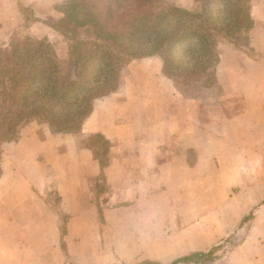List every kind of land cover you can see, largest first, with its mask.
<instances>
[{"label": "rangeland", "instance_id": "obj_1", "mask_svg": "<svg viewBox=\"0 0 264 264\" xmlns=\"http://www.w3.org/2000/svg\"><path fill=\"white\" fill-rule=\"evenodd\" d=\"M91 1L96 5L90 4V0H0V74H34L33 69L36 67L39 72L42 71L40 74H47L45 69L49 71L52 64L45 56L52 55L56 57L60 71L72 68L73 80H81L79 72L82 69L79 64L71 66L69 62L72 46L89 51L95 49L96 45L109 44L110 40L99 34L100 27L93 19L87 20L82 15L69 16L77 8H88L91 12H96V8L104 10L102 18L105 21L108 19V30L132 34L133 41L139 44L148 41L153 32L143 35L145 23L140 21L132 24L127 15L131 18L141 16L147 20L169 15L160 24L167 29L185 20L184 13L171 12L172 8L203 13L206 5L212 3L213 6L217 2L111 0L109 8V0ZM250 4L253 31L248 38L241 36L233 40H217L215 50L218 59L210 68L203 69L196 55L198 53L193 55L194 51L187 50L183 42L179 41L170 50L165 48L162 52L167 59L169 57L167 72L164 70V73L173 78L178 92L185 98L194 99V108L196 105L202 108L200 118L215 122L204 127L201 135L195 137L200 139L198 150L202 156L193 150L187 158L167 160L172 164L177 163L176 167L169 166L166 171L154 173L125 175L124 180L117 184L110 182L104 173L99 174L94 194V208L98 207L99 214L96 209L90 211L86 208L95 214L93 219L92 216L83 217L71 223L74 237L71 229L70 237H63L56 252L49 253L50 264H170L193 253H210L201 264H224L229 254L239 246L264 247L262 237L258 242L255 239L250 241L256 211L264 203V190L253 192L243 189L248 177L233 173L232 167L237 163L232 150V136H226L227 133L223 135L222 130L217 128V122L219 125L226 122L239 108L238 105L235 108L233 97L223 91L219 74H225L226 85L231 86L233 69L238 72L239 67L243 66L242 62H235V54L251 59L264 57V53L256 47L258 42L264 44V0H252ZM136 24L137 29L134 28ZM153 26L157 28L156 24ZM156 35L154 33L153 38ZM26 41H30L31 45ZM27 47L32 50L29 54ZM96 50L101 52L102 48L97 47ZM35 53L40 55L37 60ZM157 56L164 62L162 56ZM142 58L130 59L119 71L113 72L118 78V86L124 83L129 74L138 73ZM92 63L97 72L87 76L92 80L88 85L94 87V94L103 82L104 65L98 61ZM90 69L88 72L92 73ZM8 79L4 82L6 87L9 85ZM256 105L260 109L252 112L250 117L261 123L264 109ZM35 120L45 122L54 134H66L74 138L71 145L76 143L82 149L90 148L102 168L109 163L111 143L103 135H81L80 128L73 127L57 131L48 120ZM257 134V139L264 137L263 133ZM222 146L225 151L221 150ZM261 146L264 144L256 143L258 164L264 162ZM62 149L68 150L67 144ZM224 161L230 171L218 176V165ZM256 178L258 186L264 184V174ZM246 201L253 202V205L247 207L244 213L241 204ZM61 221L62 233L66 234L68 216H63ZM263 230L264 224L256 226V231L263 233ZM33 246L36 250L35 244ZM29 247L30 243L23 248L26 250ZM24 258L30 259L32 256L24 255Z\"/></svg>", "mask_w": 264, "mask_h": 264}, {"label": "crops", "instance_id": "obj_2", "mask_svg": "<svg viewBox=\"0 0 264 264\" xmlns=\"http://www.w3.org/2000/svg\"><path fill=\"white\" fill-rule=\"evenodd\" d=\"M253 29L251 26L247 38ZM256 47L264 53V44L258 42ZM235 55V62L238 60L243 66L238 72L233 69L231 86L226 85L225 74H219V78L223 91L233 97L235 108L237 105L239 108L226 122L220 125L217 122V128L223 135L232 136L237 163L232 167L233 173L248 177L243 189L261 191L264 184L258 186L256 177L264 174V162H256V143L264 144V137L257 139L258 132L264 134V130L258 131L264 128V120L258 123L250 115L260 109L256 103L264 109V57L251 59ZM140 61L137 74H129L116 91L94 100L90 115L80 127L81 135L97 133L110 141V161L104 168L90 148L71 145L74 138L54 134L40 120L22 124L16 139L2 145L0 264H38L41 258L40 264H50L49 253L56 252L63 237H70L71 229L74 237L71 223L83 217L93 219L95 214L86 208L96 209L99 214L98 207L94 208L99 174L104 173L110 182L117 184L125 175L176 167L177 163L169 161L187 158L193 150L200 155V139L195 137L215 122L200 118L202 108L199 105L194 108V99L178 92L173 78L164 73L161 57L148 56ZM65 144L66 151L62 149ZM220 148L225 151L223 146ZM260 151L264 160V146ZM218 169V176L230 171L225 161ZM252 205L251 201L244 202L242 211L245 213ZM63 216H68L66 234L61 230ZM260 223L263 226L264 203L256 211L250 241L264 238V230L263 233L256 231ZM29 243L30 247L25 250L23 247ZM24 255L32 258L26 259ZM224 262L264 264V247L239 246Z\"/></svg>", "mask_w": 264, "mask_h": 264}, {"label": "trees", "instance_id": "obj_3", "mask_svg": "<svg viewBox=\"0 0 264 264\" xmlns=\"http://www.w3.org/2000/svg\"><path fill=\"white\" fill-rule=\"evenodd\" d=\"M251 1L217 0L212 6V3L209 4L211 0H207L209 5H206L203 13L172 8L171 12L184 13L185 20H180L174 27H168L167 29L161 27L160 24L161 22L164 23L163 20L169 15L159 16L155 20H147L141 16H132L131 18L130 15H127L132 24L140 21L145 23L143 35L144 33L148 34L150 31L153 32L150 34L148 41L139 42V44L133 41L132 34L108 30L106 22L108 19L105 21L102 18L104 10L96 8V12H91L88 11V8L83 7L81 10L79 8L74 9L69 16L73 18L82 15L87 20L93 19L100 27L99 34L110 40V43L96 45V48H102L101 52L96 48L87 51L72 46V51H70V57L72 58L69 62L71 66L75 63L79 64L80 69H82L79 72L82 81L79 79L73 80L72 68L65 70V72L60 71L57 66V59L52 55L45 56L48 62L52 64L49 71L45 69L47 74H40L42 71L39 72L37 67L32 68L34 74H13L12 76L10 74H0V160L2 145L15 139L21 125L28 121L46 119L57 131L69 130L71 127L79 129L90 115L94 100L100 96L111 94L118 89V78L113 72L119 71L130 59L140 56L160 55L164 58V70L167 72L169 57L167 59L162 52L165 48L170 50L173 45L180 41L186 44L187 50L194 51L193 55L198 53L196 55L203 69L210 68L218 59L215 50L217 40L225 38L233 40L241 36H247L252 26ZM111 2V0L107 2L108 7ZM90 4L96 5L91 0ZM155 24L157 28H154L153 25ZM134 28L137 29L138 24ZM154 33L157 35L153 38ZM31 41L33 40L31 39ZM26 43L31 45L30 41H26ZM75 48L76 54L74 53ZM30 51L32 50L28 48L27 53L29 54ZM39 56L36 54L35 59L37 60ZM93 61H98L99 64L104 65L102 70V74H104L103 82L97 93L94 94V87L91 84L88 85L92 80L87 76V74H96L97 72L95 64L92 63ZM88 69L92 73L88 72ZM110 74H112V78ZM7 78H9L8 87L4 85ZM1 173L0 166V176ZM209 255L210 253H193L178 258L170 264H201L204 258Z\"/></svg>", "mask_w": 264, "mask_h": 264}]
</instances>
